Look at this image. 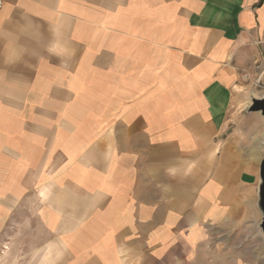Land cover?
Segmentation results:
<instances>
[{"label":"crops","instance_id":"obj_1","mask_svg":"<svg viewBox=\"0 0 264 264\" xmlns=\"http://www.w3.org/2000/svg\"><path fill=\"white\" fill-rule=\"evenodd\" d=\"M0 5V241L36 211L46 264H264L262 138L222 147L264 0Z\"/></svg>","mask_w":264,"mask_h":264},{"label":"rangeland","instance_id":"obj_2","mask_svg":"<svg viewBox=\"0 0 264 264\" xmlns=\"http://www.w3.org/2000/svg\"><path fill=\"white\" fill-rule=\"evenodd\" d=\"M234 89L239 102L233 108L224 135L223 151L236 144L238 138L244 140V148L249 150L255 140L264 136V118L246 111L252 98L264 97V54L258 52L255 60L248 59L247 64L238 69ZM24 214V220L17 215L9 226L12 234L6 249L0 253V264H46L45 249L38 247L47 235L37 224L36 211H24Z\"/></svg>","mask_w":264,"mask_h":264},{"label":"water","instance_id":"obj_3","mask_svg":"<svg viewBox=\"0 0 264 264\" xmlns=\"http://www.w3.org/2000/svg\"><path fill=\"white\" fill-rule=\"evenodd\" d=\"M246 111L247 113H258L264 118V97L252 98L251 104ZM257 209L261 215L259 228L264 238V155L259 165Z\"/></svg>","mask_w":264,"mask_h":264},{"label":"built area","instance_id":"obj_4","mask_svg":"<svg viewBox=\"0 0 264 264\" xmlns=\"http://www.w3.org/2000/svg\"><path fill=\"white\" fill-rule=\"evenodd\" d=\"M7 242L8 241H4V242L0 241V253H3V251L6 249Z\"/></svg>","mask_w":264,"mask_h":264},{"label":"bare ground","instance_id":"obj_5","mask_svg":"<svg viewBox=\"0 0 264 264\" xmlns=\"http://www.w3.org/2000/svg\"><path fill=\"white\" fill-rule=\"evenodd\" d=\"M260 142H261V144H264V136L262 137Z\"/></svg>","mask_w":264,"mask_h":264}]
</instances>
